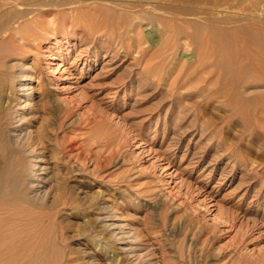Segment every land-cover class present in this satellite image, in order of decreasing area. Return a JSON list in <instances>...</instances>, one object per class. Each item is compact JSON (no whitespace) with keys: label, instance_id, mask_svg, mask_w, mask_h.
<instances>
[{"label":"rangeland","instance_id":"374dc122","mask_svg":"<svg viewBox=\"0 0 264 264\" xmlns=\"http://www.w3.org/2000/svg\"><path fill=\"white\" fill-rule=\"evenodd\" d=\"M86 3L94 14L96 0ZM150 19L143 39L158 41ZM79 25L29 41L0 32V189L21 156L35 212L11 224L17 264H264V121L248 122L260 89H236L234 55L217 52L223 94L200 105L197 85L172 86V65L149 59L152 41L143 59L135 46L107 52L88 34L93 24Z\"/></svg>","mask_w":264,"mask_h":264},{"label":"bare ground","instance_id":"6f19581e","mask_svg":"<svg viewBox=\"0 0 264 264\" xmlns=\"http://www.w3.org/2000/svg\"><path fill=\"white\" fill-rule=\"evenodd\" d=\"M86 1L88 0H0V32H5L11 28L20 35L23 41H29L32 35L34 36L38 33L41 35L43 31L49 32L48 28L51 25L56 26L54 27V31L61 30V32L66 33L67 30L74 28L79 24L80 27L83 23V26L86 29L90 24H93L94 28H92L91 25V28H88V34L94 38L97 47H99L100 44L105 45L108 47V50L106 49L107 52H109L110 48H118V45H126L128 48L135 46L140 58L144 56L146 58V53H149L150 51L145 49V47H147L145 46V43L152 41L154 53L150 57L148 55L149 59L158 60L156 63L159 65H172L171 74L175 76V79L171 80L172 86L179 85V83L184 86L189 82L190 84L197 85L198 92H192L190 95L194 97V100L195 98L200 99V105L203 104L204 101L208 102L213 98L215 100V97L222 96L223 86L225 85H223L224 72L220 64L223 61L220 62L222 55L219 54V56L217 52L221 51V53H223L224 51L226 52L227 50H230L235 58L231 69L233 71H230L233 74L232 82L235 83L236 89L237 87H241L245 94L250 88H254L256 91L257 89H260V91L258 90L252 98L254 102L256 101L259 104L254 106L252 110L253 120L250 119L248 122L249 124L253 123L260 126L264 121V0H96L98 4L94 6V14H90V12L84 8L86 7L84 5H90L89 3H86ZM101 1H108L111 3L110 7L113 14L110 13L109 15V13L107 14L103 12L104 5L102 4L103 6H101V3H99ZM61 7L73 8H67L69 10L67 11L64 9L60 10ZM105 7L109 6L105 5ZM54 9L59 10L55 13V18L48 22L47 17L52 14L54 15ZM144 14H148L151 18L150 20L157 23L156 26L160 28L162 34L160 40L157 41L152 38H147V42L144 41L141 31ZM190 17H197L201 21L203 19L205 24L201 25L198 23L200 20L197 21L194 18L190 19ZM83 19L85 22H83ZM81 20L83 21L81 22ZM45 24H47L48 27L46 26V28H43L45 27ZM133 35H135L136 38H134ZM218 37L224 39L226 46L223 44V41H220L221 38L218 39ZM229 37H231V39L230 41H227ZM143 45L145 47H143ZM127 47L125 48L126 50ZM192 48L194 54H192L193 57L191 60L189 59V62H187V58L183 62L180 61V63H176L178 58L175 59V57L179 54L177 53L178 50L186 53ZM15 49L20 50V46H16ZM94 55L97 57L99 53L95 52ZM230 58L228 59L230 60ZM135 60L138 59L135 58ZM230 61L232 62L233 58ZM139 62L140 61H138V63ZM176 65L179 67H175ZM221 65L225 64L223 63ZM153 68L154 67H152V69ZM210 74L213 75L210 76ZM196 87L193 86L195 89ZM20 88L21 87H18L17 90ZM190 89L193 91L192 88ZM230 89H232V87ZM240 92L242 91L240 90ZM244 93L242 95H244ZM228 94L229 92L227 95ZM238 95L237 97H239ZM244 101L245 100H242L241 102L238 101L240 102V106L243 105ZM197 104L199 105V102L196 103V106ZM27 105H29V103H27ZM23 147H28V144L24 143L22 146L14 145L13 152L19 156ZM25 149L28 150V148ZM25 149L23 150L24 152H26ZM22 153L21 155H23ZM23 163L21 156L13 158L11 164L14 165L12 169L16 171V174L13 175L11 174V171L8 172L0 189V264L18 263L16 256H18L19 246L15 244L16 239H14L15 233H18V229L16 226H11V224L13 225L14 222H17L18 220L21 222L23 218L32 213L35 214V212H31L30 209H27L29 201L24 198V195L29 193V187L25 184L26 177L24 170L22 169L24 165ZM33 167L36 169L37 163H35ZM19 255H21L20 252ZM61 262L62 260L60 263ZM53 263L54 262L51 264Z\"/></svg>","mask_w":264,"mask_h":264}]
</instances>
